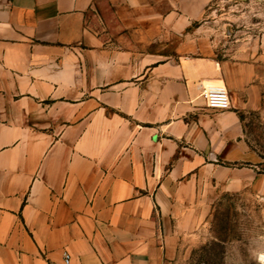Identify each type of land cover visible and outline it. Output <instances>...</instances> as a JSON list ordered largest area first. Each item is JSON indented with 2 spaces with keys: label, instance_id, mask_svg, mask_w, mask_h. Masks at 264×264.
<instances>
[{
  "label": "crops",
  "instance_id": "obj_1",
  "mask_svg": "<svg viewBox=\"0 0 264 264\" xmlns=\"http://www.w3.org/2000/svg\"><path fill=\"white\" fill-rule=\"evenodd\" d=\"M214 0H0V264H166L182 212L264 201ZM236 58V57H235Z\"/></svg>",
  "mask_w": 264,
  "mask_h": 264
},
{
  "label": "rangeland",
  "instance_id": "obj_2",
  "mask_svg": "<svg viewBox=\"0 0 264 264\" xmlns=\"http://www.w3.org/2000/svg\"><path fill=\"white\" fill-rule=\"evenodd\" d=\"M208 17L220 59L251 68L244 87L222 91L240 107L264 171V0H214ZM191 207L173 229L177 248L166 264H264V201L248 192H216Z\"/></svg>",
  "mask_w": 264,
  "mask_h": 264
},
{
  "label": "built area",
  "instance_id": "obj_3",
  "mask_svg": "<svg viewBox=\"0 0 264 264\" xmlns=\"http://www.w3.org/2000/svg\"><path fill=\"white\" fill-rule=\"evenodd\" d=\"M202 97L210 109L225 111L231 109V98L227 92L223 91H204ZM65 264L70 263V256L65 254Z\"/></svg>",
  "mask_w": 264,
  "mask_h": 264
},
{
  "label": "trees",
  "instance_id": "obj_4",
  "mask_svg": "<svg viewBox=\"0 0 264 264\" xmlns=\"http://www.w3.org/2000/svg\"><path fill=\"white\" fill-rule=\"evenodd\" d=\"M264 173V171H262Z\"/></svg>",
  "mask_w": 264,
  "mask_h": 264
}]
</instances>
